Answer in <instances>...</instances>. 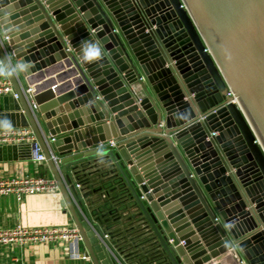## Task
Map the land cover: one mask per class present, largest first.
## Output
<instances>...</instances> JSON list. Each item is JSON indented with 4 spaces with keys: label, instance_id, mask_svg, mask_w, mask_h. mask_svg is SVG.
Returning a JSON list of instances; mask_svg holds the SVG:
<instances>
[{
    "label": "water",
    "instance_id": "95a60500",
    "mask_svg": "<svg viewBox=\"0 0 264 264\" xmlns=\"http://www.w3.org/2000/svg\"><path fill=\"white\" fill-rule=\"evenodd\" d=\"M0 62L91 264L73 175L101 157L171 264H264V0H0Z\"/></svg>",
    "mask_w": 264,
    "mask_h": 264
},
{
    "label": "crops",
    "instance_id": "0c3cea01",
    "mask_svg": "<svg viewBox=\"0 0 264 264\" xmlns=\"http://www.w3.org/2000/svg\"><path fill=\"white\" fill-rule=\"evenodd\" d=\"M2 74H4L3 71ZM72 77V75L67 74L65 80ZM21 82L26 85L23 78ZM20 113L19 110L15 109L14 102H0V127H24L15 124L16 119L18 120L17 122H20L18 117ZM74 120L77 119L74 117ZM69 123H71L70 118H68ZM52 150L55 152L54 147H52ZM91 162L94 161L91 160ZM80 167L81 165H79ZM37 175L53 178L46 162H39L32 158L29 144L0 145L1 177L11 178ZM73 180L76 183V190L78 189L79 191L81 187L77 186L74 175ZM88 191L91 190H80L86 205L93 197L91 196L92 193L83 196ZM16 225L30 228L75 227L69 210L63 204V198L58 188L25 196L20 201L15 200L13 196H0V230ZM111 258L115 261L112 256ZM221 263L226 264L224 259ZM0 264H91V260L86 256L85 247L80 239L68 240L58 237L39 243H0ZM116 264L118 263L116 262Z\"/></svg>",
    "mask_w": 264,
    "mask_h": 264
},
{
    "label": "trees",
    "instance_id": "16d2710c",
    "mask_svg": "<svg viewBox=\"0 0 264 264\" xmlns=\"http://www.w3.org/2000/svg\"><path fill=\"white\" fill-rule=\"evenodd\" d=\"M84 162L74 173L81 189L93 196L86 205L80 190L75 199L123 264H171L169 257L113 164L101 157Z\"/></svg>",
    "mask_w": 264,
    "mask_h": 264
},
{
    "label": "built area",
    "instance_id": "2783aa9c",
    "mask_svg": "<svg viewBox=\"0 0 264 264\" xmlns=\"http://www.w3.org/2000/svg\"><path fill=\"white\" fill-rule=\"evenodd\" d=\"M0 70H3L0 62ZM22 93L27 100L33 113H36V105L33 101V88L31 85H23L21 83ZM11 95L17 98L13 91L12 83L7 76H0V96ZM29 144L32 152V158L39 162H45V156L38 144L36 137L30 127H0V145L2 144ZM115 145L114 141L106 142ZM101 143L100 145L106 144ZM55 163L58 162L55 156H52ZM80 187L79 184H77ZM58 188L54 178L45 175L23 176V177H1L0 176V196H13L15 200L20 201L25 196L33 195L43 191ZM81 209V208H79ZM82 211V210H81ZM83 213V211H82ZM84 214V213H83ZM91 223V222H90ZM92 225V223H91ZM93 226V225H92ZM94 228V226H93ZM101 242L104 244L110 255L118 264H123L121 258L110 247L108 235L102 234L94 228ZM63 237L68 240H79L80 236L76 227L56 228V227H24L16 225L14 227L0 230V243L6 244L10 242L19 243H39Z\"/></svg>",
    "mask_w": 264,
    "mask_h": 264
},
{
    "label": "clouds",
    "instance_id": "9594fccd",
    "mask_svg": "<svg viewBox=\"0 0 264 264\" xmlns=\"http://www.w3.org/2000/svg\"><path fill=\"white\" fill-rule=\"evenodd\" d=\"M86 59L91 60L92 58H89V57L86 56ZM18 68H19V70H23L24 65L20 64V65L18 66Z\"/></svg>",
    "mask_w": 264,
    "mask_h": 264
}]
</instances>
